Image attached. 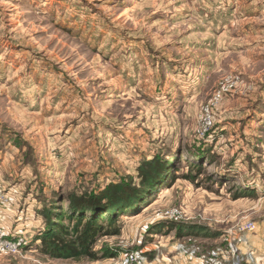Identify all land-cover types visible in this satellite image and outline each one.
<instances>
[{
	"label": "rangeland",
	"instance_id": "1",
	"mask_svg": "<svg viewBox=\"0 0 264 264\" xmlns=\"http://www.w3.org/2000/svg\"><path fill=\"white\" fill-rule=\"evenodd\" d=\"M161 158L110 256L38 250L67 193ZM206 262L264 264V0H0V264Z\"/></svg>",
	"mask_w": 264,
	"mask_h": 264
},
{
	"label": "trees",
	"instance_id": "2",
	"mask_svg": "<svg viewBox=\"0 0 264 264\" xmlns=\"http://www.w3.org/2000/svg\"><path fill=\"white\" fill-rule=\"evenodd\" d=\"M165 165V160L161 158L150 166L141 167H144L141 178L145 186L141 190L133 191V188L126 185L113 184L90 194L67 193L63 198L68 203L66 209L55 207L45 210V229L37 238L38 250L51 258L75 261H93L110 256L108 250H95L94 244L105 234L119 232V216L127 208L141 202L139 200L148 186L156 184L155 178L160 173L165 174ZM187 176L193 179V175Z\"/></svg>",
	"mask_w": 264,
	"mask_h": 264
},
{
	"label": "built area",
	"instance_id": "3",
	"mask_svg": "<svg viewBox=\"0 0 264 264\" xmlns=\"http://www.w3.org/2000/svg\"><path fill=\"white\" fill-rule=\"evenodd\" d=\"M248 228L253 229V228H254V225H253V224H250V225L248 226ZM20 241H21V244L24 243V241H23L22 239H21ZM213 257H215V256H214L213 253H212V262H214V261H213ZM206 263L208 264V262H206ZM215 264H218V263H215Z\"/></svg>",
	"mask_w": 264,
	"mask_h": 264
}]
</instances>
